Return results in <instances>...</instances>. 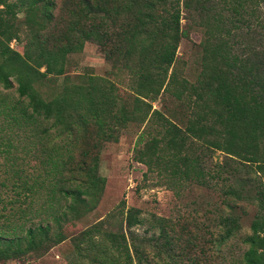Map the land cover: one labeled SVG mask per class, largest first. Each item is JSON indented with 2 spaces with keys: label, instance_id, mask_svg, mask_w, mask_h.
<instances>
[{
  "label": "trees",
  "instance_id": "trees-1",
  "mask_svg": "<svg viewBox=\"0 0 264 264\" xmlns=\"http://www.w3.org/2000/svg\"><path fill=\"white\" fill-rule=\"evenodd\" d=\"M263 11L264 0H0V87L10 89L12 81L17 95L0 101V119L20 139L0 150L1 218L14 214V228L0 231V263L60 243L64 225L98 203L104 145L117 142L128 125H143L132 157L146 174L176 191L194 185L221 192L227 212L217 209L204 225L217 236L205 241L209 251L218 254L238 233L233 211L244 203L254 215L235 262L264 264ZM195 26L203 35L199 68L189 80L176 49ZM19 34L25 41L17 52L9 44ZM85 43L127 70L128 91L103 77H68L71 56ZM159 97L173 102L163 104L165 114L152 107ZM177 104L188 113L176 111ZM206 151L222 153V162L206 168ZM36 190L44 193L42 206ZM29 215L40 222L24 228ZM122 221L116 232L87 227L72 237L69 264L213 262L184 218L154 219L157 251L150 257L134 232L138 210L127 208Z\"/></svg>",
  "mask_w": 264,
  "mask_h": 264
},
{
  "label": "rangeland",
  "instance_id": "rangeland-1",
  "mask_svg": "<svg viewBox=\"0 0 264 264\" xmlns=\"http://www.w3.org/2000/svg\"><path fill=\"white\" fill-rule=\"evenodd\" d=\"M20 17L21 15L18 16V18ZM181 17H185L184 11L181 13ZM181 23L183 26L184 20H181ZM202 29V27L195 26L187 31V38L181 39L176 49V58L178 62L183 64L182 68L180 67L182 75L188 77L189 80L193 78L199 68L200 48L198 44L202 39ZM24 41V35L19 34V40L11 42L9 46L11 49L20 52ZM66 73L70 79L78 75L103 77L117 84L123 92L128 91L131 85L127 70L115 69L104 59L93 43H85L79 53L71 56L66 67ZM11 84L10 89L0 87V101L14 102L16 99L17 95L14 91L16 85L12 81ZM160 99L161 97L153 102L152 107L165 114L163 104L167 103V107L172 108L173 102H162ZM177 106L175 107L176 111H181L184 115L188 113L187 110H183L182 106H178L179 109ZM9 129L11 130L9 131ZM142 129L143 125L139 129L128 125L120 133L117 142L107 143L101 150L98 174L104 178L105 182L96 207L85 213L77 221L64 225L63 240L60 243L48 247L43 253H29L24 257V260L18 263L69 264L73 258L72 237L87 227H98L102 230L116 232L118 226L122 225L123 215L127 208H134L139 212L141 224L134 228V232L140 239L146 240L143 249L149 257L154 251H157L156 248L151 247L152 240L155 238V236L152 238L151 235L156 234V229H152L151 225L155 224L154 219L156 218L171 221L184 218L189 231L197 236L196 240L203 244L204 248L210 247V244L205 241L209 240L215 231L212 232V230V233L208 234L207 230L209 229H206L204 225L207 224L208 218L214 216L217 209L224 213L227 212L222 204L221 192H219L218 187L211 190L194 185L176 191L166 186L159 178L157 180L155 174H146V168L136 163L132 157L137 132ZM151 135L154 136V132H151ZM17 136L18 134L14 133V129L0 119V150L3 147L2 143L7 140L11 141L14 146L16 141L20 140L16 138ZM7 151L11 152L12 148H7ZM206 153L208 154H206L207 157L204 156L206 168H212L215 163L222 162L224 158L223 154L218 151H206ZM2 157L3 155L0 153V162H2ZM31 164L33 161L30 160L29 165ZM36 192L38 195L36 203L42 206L44 193L42 190H36ZM238 205V208L233 211V214L239 217L240 228L238 233L220 247L218 254L215 251L206 250V256L211 255L213 257V262L209 263L208 261L207 264H237L235 261L239 260L242 251L246 249V246L241 243V238L250 233L249 224L254 215V208L244 203H238ZM5 211L0 210V231H4L6 234L11 230L10 227L14 228V214L8 219H3L8 222L4 225L5 222L1 217L5 215ZM40 218V216L38 218L30 216L31 221L24 222L22 225L24 228L34 226L40 222ZM214 236L217 237L216 234ZM195 253L200 256L197 250ZM153 259L157 260L155 257ZM18 263L14 260H8L0 264Z\"/></svg>",
  "mask_w": 264,
  "mask_h": 264
}]
</instances>
